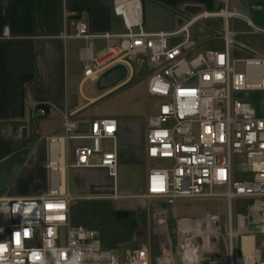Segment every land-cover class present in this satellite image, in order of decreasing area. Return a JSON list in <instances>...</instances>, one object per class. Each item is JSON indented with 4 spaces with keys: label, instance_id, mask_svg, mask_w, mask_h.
Masks as SVG:
<instances>
[{
    "label": "built area",
    "instance_id": "2783aa9c",
    "mask_svg": "<svg viewBox=\"0 0 264 264\" xmlns=\"http://www.w3.org/2000/svg\"><path fill=\"white\" fill-rule=\"evenodd\" d=\"M245 2L249 10L264 11V0L259 5L256 0ZM113 12L122 21V31L93 33L87 19L76 17L71 21L73 31L65 36L87 42L79 49L85 78H98L110 67L124 64L130 79L134 67L142 66L149 76L147 94L162 100L158 112L148 117L146 155L171 163L149 169L143 198L163 199L167 204L224 198L229 213L228 251L205 257L201 264H264L256 249L249 261L236 256L232 215L235 199L264 200V50L252 49L258 56H241V50L249 47L236 38L231 20L242 21L253 34L264 36V27L238 9L237 0H220L217 10L192 15L172 31L146 28L143 0H113ZM215 17L223 21L218 36L223 47L196 53L199 43L192 26ZM93 39L106 41L99 54ZM39 111L45 115L43 108ZM80 122L76 113L67 112L63 132L43 137L46 191L37 196L0 195V264H152L146 243L125 247L119 254L104 246L96 229L71 220L75 200L122 198L117 192V119L96 117L89 121L86 133L77 132ZM70 140L87 141L74 147L72 162ZM107 140L113 148L106 147ZM235 155L244 157L240 165L249 177L234 179ZM91 167L106 170L111 188L73 194L68 172ZM211 217L220 224L217 215Z\"/></svg>",
    "mask_w": 264,
    "mask_h": 264
},
{
    "label": "crops",
    "instance_id": "0c3cea01",
    "mask_svg": "<svg viewBox=\"0 0 264 264\" xmlns=\"http://www.w3.org/2000/svg\"><path fill=\"white\" fill-rule=\"evenodd\" d=\"M143 1L145 25L150 31L175 30L181 21L192 15L204 10L213 11L218 7L217 0H211L209 7L208 0ZM187 6H201L202 10L192 13L186 10ZM73 13L77 15L73 17ZM151 13L153 18L150 21L148 14ZM254 13L255 10H249L252 17ZM160 15H170L171 18L161 22ZM76 17L87 19L93 33L123 30L121 19L113 12V0H0V166L11 162L26 145V139L23 138L24 127L28 129L27 135L30 137L27 146L32 148L20 171L13 177L11 185L5 190H0V195L37 196L46 191L47 142L43 137L63 132L62 121L67 112L76 113L81 122L94 119L87 114L88 108L96 100L105 98L115 90V86L106 90L96 89L99 77L85 78V64L80 59L79 49L87 45V42L65 36L73 31L71 21ZM241 22L240 24L243 23ZM91 42L96 54L106 46L103 39H93ZM88 82L90 85L85 91ZM74 87L77 88L82 102L70 104L67 95ZM41 108L45 110V115H41ZM113 117L118 121L117 191L126 199L101 200L107 201L109 207L119 206L130 211L135 207L132 204H136L137 208L140 207V210L145 212L143 215L146 221L148 213L144 209L147 199L142 195L145 193L147 178L143 168L147 155L146 146H143L142 121L137 117ZM106 147L113 148V142L107 140ZM68 159L69 162L74 160V150L69 152ZM11 166L12 162L7 168ZM67 179L70 191L75 195L97 191L102 187L111 188V179L106 170L100 167L70 170ZM120 190L122 192H119ZM154 200L159 202L160 210L168 211L170 217L177 218L178 225H172L168 230V236L164 239L166 242L160 247L163 252L152 264H201L199 261L205 257L227 253L229 243L223 241L221 233L219 235L218 230L221 231L222 227L217 211L193 205L196 201L179 200L174 204H167L163 199ZM91 201L93 200H75L70 217L74 223H82L96 229L106 248L119 251L132 243L134 245L143 242L148 245L150 235L145 228L143 231H134L129 239L124 241L114 242L107 239L106 234L101 233L100 222L96 224L87 216L88 203ZM208 215L219 217L220 224L213 222L217 240L200 226ZM240 215H244L243 212L238 213V218ZM183 218L185 219L182 220ZM157 222L161 221L158 219ZM151 224L156 227V219L153 217ZM249 225V222H240V232H236L235 236L234 252L236 256L249 261L256 249L264 258V239L260 242L258 230L249 229ZM261 232H264V229ZM159 242H162V238ZM198 254L201 258L197 261Z\"/></svg>",
    "mask_w": 264,
    "mask_h": 264
},
{
    "label": "rangeland",
    "instance_id": "374dc122",
    "mask_svg": "<svg viewBox=\"0 0 264 264\" xmlns=\"http://www.w3.org/2000/svg\"><path fill=\"white\" fill-rule=\"evenodd\" d=\"M256 2L261 4V0H256ZM218 4L216 8L213 9L217 10L220 6V0L216 1ZM150 17V21L153 18V13L148 14ZM252 17V16H251ZM171 18L170 15H160V21L165 22ZM256 24L264 27V11L261 8L255 10L254 16L252 17ZM238 24H236V21ZM240 20L233 19L231 20V27L233 30L238 31L236 38L241 40L247 44L249 49L241 50V56H258V53L252 51L256 50L261 52L264 50V36L261 34H253L247 32L249 28L245 25V23L240 24ZM223 21L220 18H208L202 19L197 22L192 28V34L196 43H199V46L196 49V53L204 52L210 48H222L223 42L218 40L219 32L223 30ZM238 69H242V65L238 64ZM130 77V73L128 78ZM126 79L121 84L115 86V90L107 94L105 98L96 100L87 111L88 115H91L92 118L96 117H109V116H116L119 118H127V117H137L142 121V133L144 139V147L145 139L147 135V124H148V117L151 114H156L158 112V108L160 103L162 102L161 99L156 97L149 96L147 94V84L149 80L148 72L145 67L137 66L134 67L133 75L130 79ZM89 83V82H88ZM90 83L86 85L85 91L88 89ZM96 89L97 83L95 86ZM98 91V90H97ZM68 101L71 103H80L82 99L76 87L74 89H70L67 95ZM87 141H80V140H70L68 142V149L69 152L74 150V147L80 143H86ZM146 148V147H145ZM244 160V157L241 155H235L233 158L234 161V179H242L247 178L250 176L249 173L244 172L241 167V162ZM171 163L170 160L164 158H147L144 162V175L146 176L150 168H157L167 166ZM221 190V188H218ZM111 191V190H109ZM118 192V191H117ZM119 192H122L120 190ZM122 197V196H121ZM125 200L124 198H121ZM129 199V198H128ZM93 201L88 203V211L87 216L96 224L99 223V228L101 233L106 234V238L114 241H124L129 239L131 234L136 231L140 230L143 231L144 228L149 231V238H148V248L151 253V259L154 263V259L160 256V253L163 251L160 249L163 244L166 242L164 239L168 236L166 235L168 230H170L172 225L176 227L177 218H172L169 215L168 211L160 210L159 202L153 199H147V205L144 210L148 213V219L145 221L144 215L140 210V207L137 208L136 204H132L135 206L132 211L128 209H124L119 206L109 207L107 205V201L105 200H96L91 199ZM187 201H196L193 205L200 206L201 208L209 209L212 211H217L220 220H221V227L222 230H218L219 235L221 233V237L223 241L226 240L229 243L228 238V207L227 203L224 198L217 197V198H209V199H184ZM128 203V202H126ZM134 203V202H133ZM130 204V203H129ZM255 204V207H253ZM112 206V205H111ZM245 208V210H244ZM132 212V213H131ZM243 212L244 215H240L238 218V213ZM134 213V214H133ZM163 216V222H157L159 216ZM233 229L236 232L239 229V224L242 221L249 222V229L251 230H258V236L264 239V232L261 230L264 229V200L255 202V201H247L245 199H235L233 201ZM151 217L156 219V227L151 224ZM183 218L182 220H184ZM190 221V220H188ZM194 221V220H193ZM257 226V228H255ZM262 226V228H259ZM244 228V226H242ZM157 231V232H156ZM162 238V242H159V239ZM222 241V242H223ZM236 243V238H234V248ZM133 244V243H132ZM132 244L127 245L131 246ZM264 246V242H262ZM230 245V244H229ZM125 247L121 248V250H112L116 251L119 254L123 251ZM235 250V249H234ZM159 254V255H158ZM154 256V257H153ZM197 261L200 260L201 255L198 254L196 256ZM201 261V260H200ZM199 261V262H200ZM83 264H92V263H83Z\"/></svg>",
    "mask_w": 264,
    "mask_h": 264
},
{
    "label": "water",
    "instance_id": "95a60500",
    "mask_svg": "<svg viewBox=\"0 0 264 264\" xmlns=\"http://www.w3.org/2000/svg\"><path fill=\"white\" fill-rule=\"evenodd\" d=\"M237 7L238 9L248 13L249 7L245 0H237ZM186 10L196 13L202 10L201 6H187ZM128 78V69L124 64H116L105 72H103L97 81V87L100 90L110 89L121 82L125 81ZM89 130V122H80L77 132L79 133H86ZM24 135L23 138L26 139V145L23 146L20 150L18 155L11 161L12 166L7 168V166L11 162H7L4 165L0 166V190L7 189L13 180V177L18 174L22 165L27 160L28 156L30 155L32 148L27 146L30 137H28L27 132L28 129L24 127L23 129Z\"/></svg>",
    "mask_w": 264,
    "mask_h": 264
},
{
    "label": "bare ground",
    "instance_id": "6f19581e",
    "mask_svg": "<svg viewBox=\"0 0 264 264\" xmlns=\"http://www.w3.org/2000/svg\"><path fill=\"white\" fill-rule=\"evenodd\" d=\"M161 222H163V220H161ZM200 226L203 227L204 230L207 231L208 233L210 232L212 234L213 239L214 238L216 240L218 239V235H217V232L215 231L216 229L213 225V219L211 215H208L206 220L204 221V224L202 223Z\"/></svg>",
    "mask_w": 264,
    "mask_h": 264
},
{
    "label": "snow or ice",
    "instance_id": "6c2138e0",
    "mask_svg": "<svg viewBox=\"0 0 264 264\" xmlns=\"http://www.w3.org/2000/svg\"><path fill=\"white\" fill-rule=\"evenodd\" d=\"M48 207L51 209L53 206L49 205ZM25 235H27V233H25ZM16 236H17V242H19V233H17Z\"/></svg>",
    "mask_w": 264,
    "mask_h": 264
},
{
    "label": "trees",
    "instance_id": "16d2710c",
    "mask_svg": "<svg viewBox=\"0 0 264 264\" xmlns=\"http://www.w3.org/2000/svg\"><path fill=\"white\" fill-rule=\"evenodd\" d=\"M210 2H211V0H208V7L210 6V4H209Z\"/></svg>",
    "mask_w": 264,
    "mask_h": 264
}]
</instances>
